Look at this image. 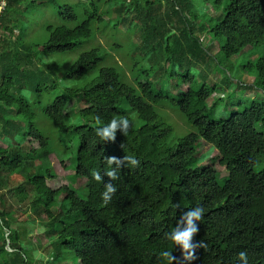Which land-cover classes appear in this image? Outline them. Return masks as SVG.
<instances>
[{
    "label": "trees",
    "instance_id": "16d2710c",
    "mask_svg": "<svg viewBox=\"0 0 264 264\" xmlns=\"http://www.w3.org/2000/svg\"><path fill=\"white\" fill-rule=\"evenodd\" d=\"M39 1L8 0L2 12L15 11L16 6L26 4L34 6ZM155 1L130 0L124 15L120 12L121 18L130 8L135 6L137 10L143 4L150 8ZM199 1L217 13L210 33L224 39L218 47L220 58L236 57L247 47L256 51L258 57L253 65L247 64L244 69L254 68L251 84L264 93V0ZM111 2L114 0L79 1L75 7L79 8L80 17L74 7L64 6L58 13L60 25L46 28L49 39L39 48L40 52L48 56L73 52L111 14ZM146 18L140 12L138 21L145 24ZM0 20H5V13ZM4 28L11 36L12 29ZM9 57H4L2 63L0 93L6 92V105L15 104L17 114L27 123L25 132L12 135L29 148L28 152L17 147L0 148V166L8 171H22L29 161L36 166V162L46 158L50 146L35 125L36 114L21 94L9 97L14 88L10 76L24 67ZM19 57L25 59V65L31 64L27 55ZM101 60L96 49L79 55L66 78L81 81L97 69ZM121 73L102 67L98 76L86 81L84 87L66 89L63 96L42 110L44 118L57 127L60 135L77 137L74 175L86 180L79 198L60 178H56L57 188L49 187L47 181L54 175L45 168L41 174L28 173L35 198L43 200L41 217H52V206L58 198L62 199V207L67 204V213L76 216L74 222L61 226L60 246L73 254L75 264H165L160 256L165 250L176 257L173 264H240L237 257L241 251L248 253L249 264H264V170L254 171V166L264 158V105L252 102L226 120L213 121L209 114L220 100L209 107L207 101L214 88L201 85L193 90L195 77L191 74L181 78L178 94L173 96L154 93L151 83L143 79L144 70L134 83L128 84L123 82L122 70ZM17 93H21L20 87ZM161 103L177 109L197 130L181 139L174 149H165L163 145L172 128L155 111ZM122 104H127V110L121 109ZM129 112L136 114L141 127L134 129L130 121L126 136L118 131L114 141L102 142L95 133L100 126L97 117L107 123L120 117L129 119ZM0 123L10 132L6 120L0 117ZM199 142L214 147L216 156L202 169L192 170L189 164ZM125 155H133L138 166H122L118 179L110 181L105 175L109 170L106 159H122ZM93 171L100 172L102 182L93 179ZM223 174L227 175L220 178ZM110 182L117 186V192L104 205L101 194ZM195 207H202L204 215L193 243L203 242L204 247L195 250V259L185 261L168 234L181 216Z\"/></svg>",
    "mask_w": 264,
    "mask_h": 264
},
{
    "label": "rangeland",
    "instance_id": "374dc122",
    "mask_svg": "<svg viewBox=\"0 0 264 264\" xmlns=\"http://www.w3.org/2000/svg\"><path fill=\"white\" fill-rule=\"evenodd\" d=\"M3 1L0 0V16L5 13V20H0V75L6 56L10 55L13 63L24 65L10 76L14 88L9 91V97L13 99L21 94L33 109L35 125L48 140L50 154L36 162V166L29 161L22 171H8L0 166V264H75L73 254L60 246L58 238L61 226L74 222L76 216L69 215L67 204L62 207V199L58 198L52 206V217H41L43 200L35 198L28 173L41 174L45 168L54 175L47 181L49 187L57 188L56 178H60L82 198L86 180L74 175L78 139L74 135H60L57 127L44 118L42 110L63 96L66 89L84 87L86 81L98 76L100 68L111 67L120 74L122 70L123 82L127 84L134 83L144 70L143 79L151 83L154 93L173 96L178 94L177 84L181 78L191 74L195 77L193 90L201 85L214 88L207 101L209 107L220 100L209 114L213 121L226 120L252 102L264 105V93L251 84L254 68L244 69L247 64L253 65L258 57L256 51L247 47L236 57L220 58L218 47L224 39L210 33L217 13L199 0H157L150 8L145 4L137 10L135 6L130 8L123 19L120 12L124 15L130 0H114L109 5L111 14L100 27H94L89 39L83 40L73 52L56 56L44 55L39 50L49 39L46 28L60 25L58 13L66 5L74 7L80 17L79 8L75 6L82 0H52L50 3L41 0L34 6L26 4L16 6L15 11L2 12L8 0ZM116 7L120 10L113 11ZM140 12L150 19L146 18L145 24L138 21ZM5 26L12 29L11 36L4 30ZM92 49L98 50L102 59L97 69L81 81L68 80L66 74L78 56ZM20 54L27 55L32 66L25 65V59L18 58ZM53 85L57 86L53 88ZM19 87L21 93H17ZM6 96V92L0 93V117L9 123L10 132L0 123V148L17 147L28 152L29 146L12 135L20 136L25 132L27 123L17 114L15 104L6 105ZM127 108V104H122V110ZM155 111L163 123L172 128V134L163 141L165 149H174L181 139L197 133L177 109L167 103H161ZM128 117L134 129L141 127L134 112H129ZM215 156L214 147L199 142L189 167L200 170ZM263 170L264 158L254 166L257 173Z\"/></svg>",
    "mask_w": 264,
    "mask_h": 264
},
{
    "label": "clouds",
    "instance_id": "9594fccd",
    "mask_svg": "<svg viewBox=\"0 0 264 264\" xmlns=\"http://www.w3.org/2000/svg\"><path fill=\"white\" fill-rule=\"evenodd\" d=\"M97 124L100 125L95 129L96 135L102 142H112L116 139V134L119 131L126 136L131 127L130 120L127 117H120L119 119H111L107 123H103L97 117ZM109 170L105 173L110 181L118 179L119 170L122 166L136 167L139 161L133 155H125L122 159L111 157L107 158ZM92 177L97 182H102V177L99 171H93ZM105 190L101 194L104 205H108L114 194L117 192V186L113 183H106ZM175 207H179L176 205ZM204 209L202 207H195L185 212L177 223V226L168 234V238L174 242V246H179L183 259L191 261L195 259L194 253L198 247H204L203 242L193 243L194 235L199 231L198 222L203 219ZM161 258L165 264H173L176 260L171 254V251L165 250L160 253ZM238 260L240 264H249V256L246 251L238 253Z\"/></svg>",
    "mask_w": 264,
    "mask_h": 264
},
{
    "label": "built area",
    "instance_id": "2783aa9c",
    "mask_svg": "<svg viewBox=\"0 0 264 264\" xmlns=\"http://www.w3.org/2000/svg\"><path fill=\"white\" fill-rule=\"evenodd\" d=\"M6 0H4L3 2H5ZM3 9V8H2Z\"/></svg>",
    "mask_w": 264,
    "mask_h": 264
}]
</instances>
